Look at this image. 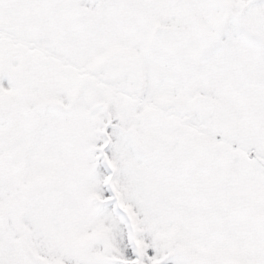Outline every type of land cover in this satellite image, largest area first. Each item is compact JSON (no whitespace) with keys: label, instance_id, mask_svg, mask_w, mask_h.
I'll return each instance as SVG.
<instances>
[{"label":"snow or ice","instance_id":"6c2138e0","mask_svg":"<svg viewBox=\"0 0 264 264\" xmlns=\"http://www.w3.org/2000/svg\"><path fill=\"white\" fill-rule=\"evenodd\" d=\"M0 264H264V0H0Z\"/></svg>","mask_w":264,"mask_h":264}]
</instances>
